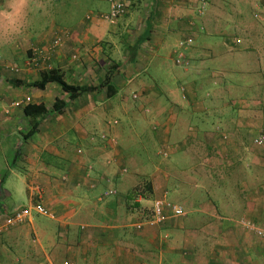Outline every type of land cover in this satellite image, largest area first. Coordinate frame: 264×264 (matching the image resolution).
<instances>
[{
  "label": "crops",
  "instance_id": "1",
  "mask_svg": "<svg viewBox=\"0 0 264 264\" xmlns=\"http://www.w3.org/2000/svg\"><path fill=\"white\" fill-rule=\"evenodd\" d=\"M93 1L109 9L106 0ZM199 1L127 0L115 26L88 21L87 14L73 20L72 7L88 0H25L18 15L0 17V47L8 52L0 62L7 74H0V228L32 204L54 215L32 214L4 228L0 264H264V238L239 224L264 232V150L251 144L264 131V0H228L224 9V0H211L208 17L220 19L213 30L225 36L219 45L202 39L196 19L210 0L201 13ZM10 3L0 0V10L13 13ZM230 28L235 34H227ZM61 33L68 34L65 49L47 64L68 84L94 88L72 99L54 84L30 87L40 80L31 69L40 60L31 68L20 62L29 43L41 47ZM116 34L125 48L113 42ZM101 42H110L114 66L99 60ZM74 54L80 62H69ZM131 93L133 100L122 97ZM56 97L65 109L48 113L26 138L25 106L13 104L29 99L50 111ZM124 119L132 141L148 140L164 160L176 156L175 174L163 165L149 177L150 201L168 200L172 187L184 218L134 230L143 219L124 210L138 184L124 179L125 165H134L125 157L131 140L115 121Z\"/></svg>",
  "mask_w": 264,
  "mask_h": 264
},
{
  "label": "rangeland",
  "instance_id": "2",
  "mask_svg": "<svg viewBox=\"0 0 264 264\" xmlns=\"http://www.w3.org/2000/svg\"><path fill=\"white\" fill-rule=\"evenodd\" d=\"M89 2L88 3H85L82 5L83 7H81V4H77V5H74L72 7V19L75 20V21H81L83 20L84 21V17L86 16V14L88 15L87 12L89 13H92L93 15L94 14H97L96 12L99 11L100 13H106L108 8H107V4H105L104 2H97V1H93V0H88ZM127 2V0H125ZM145 0H141V2H144ZM212 2L213 1H208V5H207V8H206V11L205 13L203 14V16L201 18H197L196 21L200 22L204 28V31L201 32V34L205 35L203 36V40L207 41L210 45H219V43H221V40L223 41L225 37L221 31V29H217V31H214L213 28L214 26H216V24H214L213 22H215L214 20H220L218 19V16H211L213 15L211 12L209 14V17H208V11H210V7L212 5ZM227 2L228 0H224V1H221V5L224 8H226L227 5ZM85 5L87 7H85ZM33 10V9H32ZM89 10V11H88ZM97 10V11H95ZM102 11V12H101ZM225 12V10H224ZM31 20H32V12L31 11H28V15H27ZM60 18H66L64 14H61ZM253 18V17H252ZM232 18L230 16H225L223 18V20H231ZM92 22H98L100 20H96V19H93L91 20ZM102 21H100L101 23ZM256 22V20H255ZM103 24L107 25L106 23L103 22ZM219 26V25H217ZM127 30V29H126ZM133 32H135L133 30ZM227 34L230 35V34H235L234 30L233 29H229V30H226ZM132 35H134V33H132ZM63 36H68V34H59L57 36H55L51 42H49L48 44H45L44 42L46 41H42L41 44H44V45H41L40 46H36L34 43H29L28 45V50H26V54L24 56V59L20 60V62L22 63L24 60L25 62L27 63L26 66H29L28 64L32 63L31 65L33 66V60L34 59H37L40 60V62H36L35 65L33 66L34 68H31L29 66V68L35 70V71H39V73H42L44 70L46 69H50L48 67H51V65H49V63L47 64V62L49 61V59L53 58V56L55 57L56 53L58 55V53H63V49H65V45L63 44V41H62V37ZM31 37V36H30ZM110 37H113V34H111ZM115 40H113V42H117L118 45H121V47L125 48V46L123 45L124 43L120 41L119 37H118V34H116L115 36ZM59 40V44L54 46V41H57ZM107 41V40H106ZM219 42V43H218ZM110 42H101V43H98L97 45L101 46L102 50H103V54L101 55L100 59L99 60H104V59H108L110 60L108 57V55H111V54H107L106 51L110 50ZM102 44V45H101ZM2 45V42H0V46ZM34 45V46H33ZM95 45V46H97ZM220 46L218 47L219 49V52H220ZM206 48L201 45V50L204 51ZM37 53H35V52ZM207 51V49H206ZM7 50H4L3 48L0 47V62L2 61V55H5L7 54ZM112 53V52H111ZM125 52H120L121 56L123 57ZM51 55V57H50ZM66 55V54H65ZM76 56L75 54L72 55L70 57V60L69 62L71 63H75V60H73L72 58ZM119 57V56H118ZM57 59V58H56ZM50 60V61H51ZM98 60V61H99ZM80 62L81 60H79V57L76 59V62ZM111 63H113L111 65V63H108L106 65V67H111V66H114V62L112 60H110ZM120 61V58L119 60H117V62ZM121 61L123 62V60L121 59ZM120 61V62H121ZM19 62V63H20ZM68 62V63H69ZM98 63V62H97ZM51 64V62H50ZM15 65V64H14ZM18 65V64H17ZM97 65V64H96ZM21 65L17 66L16 68H19L20 69ZM56 66H52L51 69H56L55 68ZM37 68V69H36ZM150 72V71H149ZM36 73V72H35ZM2 75H5L7 76L6 73L2 72L0 73ZM38 75V72L37 74ZM98 76V72H97V68L94 72V77L96 78ZM102 83V82H101ZM56 87H58L56 84H55ZM134 93H131L130 95H126V94H123L122 97L123 98H126V99H131L133 100L134 99ZM59 98V96H58ZM57 99V97H56ZM55 99V100H56ZM55 103V102H54ZM54 105V104H53ZM52 105V107H53ZM51 107V108H52ZM260 109V107H258ZM147 109V108H146ZM149 110V108L147 109ZM118 124L117 128L121 126V128H123L125 131L122 133V135L125 137V138H128V141L130 142V138H129V134H130V131H129V127L127 126V120L124 119V122L125 123H122L121 125V122L118 121V120H115ZM127 124V125H126ZM144 131L142 130L141 133H143ZM144 145L143 146H140L138 140H135V141H132L131 140V150L129 153H127L125 155V157L127 158V160H131L134 165H130V163L128 162L126 165H125V169H126V173L127 175H125L124 179H127L129 180V186H132L133 184L135 183H138L136 185V189L137 187H139L140 185H142V183L144 182H150V179L149 177L155 173L156 169L158 168H161L163 165L165 166V168L169 169V170H172V173L175 174V166H173V164L171 163V160L173 161V163L175 162V159H176V156L173 155L171 156L168 160H164L161 153H158V150L159 149H156V152L154 153V149L152 148L151 145H149L148 143V140H144ZM159 155V156H158ZM169 165L171 166V168H169ZM140 176V179H137V176ZM142 177V178H141ZM139 178V177H138ZM148 178V179H147ZM14 181V179L12 180V182ZM140 181H142L140 183ZM8 187V191H9V185L7 186ZM134 188V189H135ZM13 190V184L12 186H10V190ZM133 189H131V192H132ZM137 191H139L137 189ZM168 193H169V196H168V202H170L171 204H176V205H180L184 208V205L180 202L179 198L177 199L175 194L176 192L174 191V189L172 187H169L168 188ZM130 191L127 193V195L129 193H131ZM141 193V189L139 191V194ZM143 195H145L143 192H142ZM141 195V194H140ZM141 196H137V197H131V198H128L127 201H125V204H124V210L128 213H133L135 214L134 216L137 215V218L141 217V219L145 220L147 218L150 217V214H151V210H152V205H153V201H150L152 199H149V200H146L143 199L144 201H141L140 202V198ZM143 197V196H142ZM141 197V198H142ZM147 198V197H146ZM167 199V198H166ZM110 200V199H108ZM14 201V204L18 207V206H22V204L17 200H13ZM149 201V202H148ZM139 217V218H140ZM191 218V217H190ZM39 219H46V218H42L40 217ZM142 220V221H143Z\"/></svg>",
  "mask_w": 264,
  "mask_h": 264
},
{
  "label": "built area",
  "instance_id": "3",
  "mask_svg": "<svg viewBox=\"0 0 264 264\" xmlns=\"http://www.w3.org/2000/svg\"><path fill=\"white\" fill-rule=\"evenodd\" d=\"M109 9L106 13H97V14H88L86 16V20L91 21L93 19L103 21L107 25L115 26L119 19L122 18L126 14L127 6L125 0H106ZM206 6V0L199 1V13H201ZM192 40H186L180 44V47H184L185 45H190ZM54 46L59 44V40L54 41ZM35 52V51H34ZM36 53V52H35ZM37 54V53H36ZM77 57H73V60H76ZM176 64L182 63V55L180 53H176V58L174 61ZM29 99L21 100L15 102L13 106L15 108H20L22 106H26L29 104ZM116 124V123H114ZM252 146L257 149L264 150V131L253 138ZM108 195H115L114 192L108 193ZM32 214L40 215L49 219H54V215L43 205L41 204H32L27 208L18 209L13 212V214L6 220L4 228L15 227L19 225L25 224ZM185 217V213L182 208L177 205L171 204L165 199H155L153 201L152 210L150 217L136 223L133 228L135 231H141L144 226H161L166 223H169L172 219H181ZM247 231L253 233L254 235L264 238V232L256 229L251 225L250 222L240 221V223ZM4 228H0V235L5 230ZM84 230V227H81ZM63 264H70L68 261Z\"/></svg>",
  "mask_w": 264,
  "mask_h": 264
},
{
  "label": "trees",
  "instance_id": "4",
  "mask_svg": "<svg viewBox=\"0 0 264 264\" xmlns=\"http://www.w3.org/2000/svg\"><path fill=\"white\" fill-rule=\"evenodd\" d=\"M109 80V79H108ZM48 84H56L63 93L67 94L70 99L75 98L77 96H80L83 93L90 92L94 90L92 87H80V86H74L71 84H68L65 80L64 77L61 73H59L58 69H50L43 71L40 74V80L37 82L32 83L29 85L30 87L36 88L38 90H44L45 87ZM107 91L110 96L113 95L114 90L112 86L109 84L106 86ZM65 109V103L62 100L56 99L53 107L48 111L46 107L42 104L35 105V104H28L24 107L23 109V114L25 118L28 119L30 129L29 133L26 136V138L31 137L35 131L38 128L39 125V120L44 118L48 113H59ZM252 144V143H251ZM141 189V195L139 194V191ZM137 189H133L131 193L128 194L126 199L131 198V197H137V196H143L142 198L145 200L151 199L152 195V186L150 182H144L142 185L137 187ZM142 192L145 194L143 195ZM147 197V198H146Z\"/></svg>",
  "mask_w": 264,
  "mask_h": 264
},
{
  "label": "clouds",
  "instance_id": "5",
  "mask_svg": "<svg viewBox=\"0 0 264 264\" xmlns=\"http://www.w3.org/2000/svg\"><path fill=\"white\" fill-rule=\"evenodd\" d=\"M25 0H12V3H10L9 7L14 8L15 11L13 13H6L3 10H0V17L8 18L10 15H18L19 11L24 7Z\"/></svg>",
  "mask_w": 264,
  "mask_h": 264
}]
</instances>
